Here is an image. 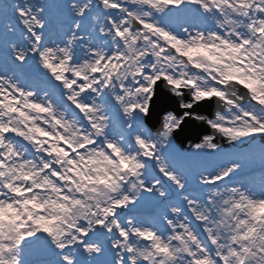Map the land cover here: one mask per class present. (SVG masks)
Listing matches in <instances>:
<instances>
[{
  "label": "snow or ice",
  "instance_id": "1",
  "mask_svg": "<svg viewBox=\"0 0 264 264\" xmlns=\"http://www.w3.org/2000/svg\"><path fill=\"white\" fill-rule=\"evenodd\" d=\"M0 264H264V0H0Z\"/></svg>",
  "mask_w": 264,
  "mask_h": 264
},
{
  "label": "water",
  "instance_id": "2",
  "mask_svg": "<svg viewBox=\"0 0 264 264\" xmlns=\"http://www.w3.org/2000/svg\"><path fill=\"white\" fill-rule=\"evenodd\" d=\"M158 111H159V105L154 107V115L149 121L150 124L155 123V120H156L155 113ZM206 131H208V129L203 124H199V123L194 122V121H188L184 125L183 129L176 134L177 135V141L181 146H183L184 142L187 139H193V140L197 139L201 132H206Z\"/></svg>",
  "mask_w": 264,
  "mask_h": 264
}]
</instances>
